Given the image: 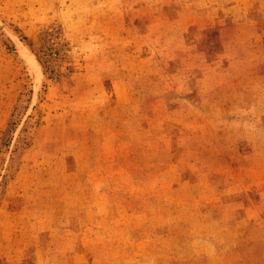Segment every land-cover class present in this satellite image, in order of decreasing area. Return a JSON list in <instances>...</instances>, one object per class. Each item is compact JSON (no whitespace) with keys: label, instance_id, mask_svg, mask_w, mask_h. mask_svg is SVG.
<instances>
[{"label":"rangeland","instance_id":"obj_1","mask_svg":"<svg viewBox=\"0 0 264 264\" xmlns=\"http://www.w3.org/2000/svg\"><path fill=\"white\" fill-rule=\"evenodd\" d=\"M0 264H264V0H0Z\"/></svg>","mask_w":264,"mask_h":264}]
</instances>
